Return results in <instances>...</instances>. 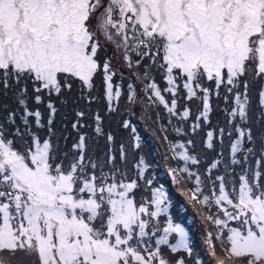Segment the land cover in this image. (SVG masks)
<instances>
[{
    "label": "snow or ice",
    "instance_id": "obj_1",
    "mask_svg": "<svg viewBox=\"0 0 264 264\" xmlns=\"http://www.w3.org/2000/svg\"><path fill=\"white\" fill-rule=\"evenodd\" d=\"M109 46L112 56L101 60ZM113 58L170 117L189 118L187 106L178 111L181 89L185 101L199 100L202 111L191 125L193 133L210 123L212 93L219 99L223 90L230 109L219 132L229 135L230 159L218 154L207 175L188 167H169L168 175L178 183L180 172L193 182L189 199L205 207V224L215 226V235L206 228L205 243L217 264H264V0H0V86L5 93L15 87L23 109L0 120V264H185L166 256L161 245L191 255L187 232L170 219L164 235L150 243L159 232L153 221L167 213L168 197L161 185L151 200H137L148 167L143 157L130 178V170L117 162L111 134L106 152H89L80 104L91 108L100 99L93 95L100 75L107 111L118 113L122 84L113 83L118 71ZM155 74L165 82L163 92L171 94L170 105ZM253 85H258L254 95ZM77 87L79 95L73 97ZM127 88L128 101L135 103L133 84ZM53 96L63 97L65 105L73 100L75 108L71 130L77 138L62 155L59 142L51 140L58 112ZM46 97L45 123L39 105ZM29 98L35 108H29ZM101 120L94 114L97 135H102ZM206 136L207 148L213 149V132ZM254 140L260 151L255 168L250 164L254 148L248 146ZM178 148L186 144L169 142L172 159L200 163ZM127 159L121 145L119 160L126 164ZM222 162L223 174L213 176ZM170 233L178 236L175 244H169Z\"/></svg>",
    "mask_w": 264,
    "mask_h": 264
},
{
    "label": "trees",
    "instance_id": "obj_2",
    "mask_svg": "<svg viewBox=\"0 0 264 264\" xmlns=\"http://www.w3.org/2000/svg\"><path fill=\"white\" fill-rule=\"evenodd\" d=\"M106 56H112L111 46L107 48L106 52L101 51L100 59L103 60ZM112 66L118 69L113 83L122 84V95L118 101V113H109L107 111L106 104L103 100L102 76L100 75L96 77V90L93 92V95L99 96L100 99L94 101L91 104V108L85 107L84 103L80 104V107L86 112V116L81 123H86L88 125L83 128L82 131L87 133L89 152L96 151L98 156L106 152L109 147L107 136L111 134L114 138L111 147L114 149L117 162L121 169L130 170V178H134V176H132V173L135 171L133 168L134 163L137 159L143 157L148 167L145 169L144 178L139 180L140 187L136 190L137 200H151L152 190L161 185L164 186L165 194L168 197L167 213H162L157 217V220L153 222L158 225L159 232L151 237L150 243L155 245L154 237L160 234L165 221L170 219L173 223H178L184 227L188 234L189 246L192 252L191 255H189L184 252L183 249H180L176 253H172L167 245H161L160 247L166 256L172 260L183 258L185 264H217V257L210 254L209 246L205 243L206 228H211L215 235V226L210 223L205 224L204 216L207 214L205 207L189 199L191 192L188 190L193 187V182L187 178V174L182 176L180 172L176 173V179L179 181L178 183H175L168 175L169 167L181 168L183 165L179 156H176L175 159L171 158L174 153L169 150V142L186 144V149L189 154L197 156L200 161L198 165L188 163L187 167L192 172H198L202 176L208 174L206 169L218 158V154H222L224 159H230L229 135L227 132L223 135L219 132L220 128L226 126V121L229 118L226 115V110L230 109V104H226L224 100L225 93L221 90L218 99L215 91H213L211 96L212 111L210 113V123H201V127L193 133L191 131V125L199 112V100L193 99L191 101H185L183 99L184 92L181 89L178 111L182 112V108L187 106L190 109L189 118L186 121H181L179 116L170 117L163 105H160L158 102L153 104L149 101L148 96L145 95L143 91L144 84L133 77L127 68L123 67L122 61L118 62L113 58ZM121 73L123 74L122 80ZM155 82L163 91L164 87L162 88L161 86L164 85V82L159 74H155ZM129 83H132L134 86V91L136 93L135 103H130L127 99L129 95L127 85ZM257 88L258 85H253V95ZM16 92L17 89L12 87L5 93L2 86H0V120H3L8 111L23 112V109L17 104ZM78 95L79 88L77 87L74 88L72 96L75 97ZM29 96H31V86H29ZM168 96L171 97L170 94L165 97L170 105L171 98L168 99ZM63 99L64 98L61 97L60 100H57L55 96H53L58 112L53 124L56 135L51 138L53 145L59 142L61 155L63 152H67L71 149L74 140L77 138L76 134L71 130V124L75 121L73 100H69L67 105H65L62 103ZM46 104L47 97L45 98V103L39 105L45 123L48 118V110L45 107ZM28 106L29 108L36 107L31 98L28 100ZM195 106L196 109L194 110L193 107ZM96 113H99L102 117L100 122L102 126V135H97L94 131L95 123L93 121V116ZM256 118L258 122L255 128L259 136L258 130L261 126L259 123V112H256ZM125 121H127L129 125L127 128L124 127ZM17 123H19V117H17ZM178 126L181 128L179 134L175 131V128ZM208 131L213 132V149H209L206 146L208 143L206 133ZM45 132L46 129L40 133L41 139L45 137ZM165 136L168 137V140L164 139ZM64 137H67V140H65ZM232 139H235V136H233ZM188 140L193 141V143L188 145ZM121 145L124 146L128 156L126 164L119 160ZM18 146L19 145H17V147ZM248 146L254 148L255 155L250 161V164L255 168V159L259 158L260 155L259 145L254 140L252 144ZM178 149H176V151ZM165 157H168V159H165ZM261 170L264 171V167H262ZM223 172L224 163L222 162L219 170H213L212 175L223 174ZM235 172H240L239 166H235ZM149 179L152 180L151 185L146 183ZM236 179L238 180V175ZM205 194H210L207 189L205 190ZM236 226H238V222H236ZM216 250L217 254L220 255L219 246H217ZM225 264H230V262L226 260Z\"/></svg>",
    "mask_w": 264,
    "mask_h": 264
},
{
    "label": "rangeland",
    "instance_id": "obj_3",
    "mask_svg": "<svg viewBox=\"0 0 264 264\" xmlns=\"http://www.w3.org/2000/svg\"><path fill=\"white\" fill-rule=\"evenodd\" d=\"M116 60V59H115ZM163 80V79H162ZM163 82H164V80H163ZM158 85V84H157ZM165 82H164V85H162L161 87L163 88H165ZM159 87V86H158ZM163 88V89H164ZM183 90V89H182ZM162 91V90H161ZM163 92V91H162ZM164 93V92H163ZM163 93H162V95H163ZM169 93H164V96H166V95H168ZM170 96H171V94H170ZM171 97H169L168 96V99H170ZM165 99H166V97H165ZM167 101V100H166ZM170 104H171V102H170ZM199 111H202V104H201V102H200V105H199ZM184 108L185 107H183L182 108V110L181 111H183L184 110ZM193 109L195 110L196 109V106L195 107H193ZM198 114V113H197ZM208 141V140H207ZM178 144V143H177ZM185 150H187V149H181V148H179L176 152H183V151H185ZM183 162V161H182ZM188 163H191L190 161L188 162ZM182 167H187V165H185L184 163H183V165L181 166V168ZM157 220V218H155V220L153 221V222H155ZM166 221H168V220H166ZM166 221H165V224H164V227L162 228V230H161V232H160V234L159 235H157V236H155L154 237V241L156 240V239H158L160 236H162V235H164V232H163V229L165 228V227H167L168 226V224L166 223ZM236 222L237 221H229V225L230 226H232V227H237L236 226ZM173 224H175V223H173ZM180 225V224H179ZM181 226V225H180ZM181 227H183V226H181ZM184 228V227H183ZM185 230V229H184ZM186 231V230H185ZM172 237H173V239H172ZM171 239H172V241H171ZM178 239V236L176 235V233H170V234H168V241H169V244H175L176 243V240ZM168 246V245H167Z\"/></svg>",
    "mask_w": 264,
    "mask_h": 264
}]
</instances>
